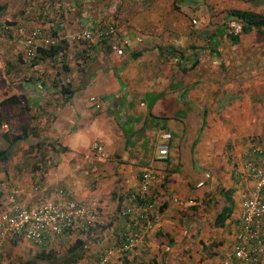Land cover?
I'll use <instances>...</instances> for the list:
<instances>
[{"label": "crops", "instance_id": "0c3cea01", "mask_svg": "<svg viewBox=\"0 0 264 264\" xmlns=\"http://www.w3.org/2000/svg\"><path fill=\"white\" fill-rule=\"evenodd\" d=\"M0 6V24L21 25L25 33L114 29L109 37L68 44L66 69L58 65L61 58L31 65L14 28L0 32V89L9 83L0 100L25 98L0 109L10 135L25 136L13 145L0 136L16 149L14 158L0 162V213L9 210L13 193L24 207L98 204L94 230L52 238L41 249L11 239L0 264H27L42 250L65 255L75 240L82 242V257L72 264H95L105 251L107 264H221L230 258L240 206L253 188L243 166L256 164L264 148V39L252 29L231 42L223 25L229 10L264 13V0H3ZM62 84L71 95L60 93ZM163 133L170 138L159 161ZM83 140L93 158H69L82 155ZM127 147L149 151L132 160L115 154L111 167L107 151ZM145 172L156 179L149 196L158 220L141 247L123 251L119 196L133 193ZM218 193L222 200H214Z\"/></svg>", "mask_w": 264, "mask_h": 264}, {"label": "built area", "instance_id": "2783aa9c", "mask_svg": "<svg viewBox=\"0 0 264 264\" xmlns=\"http://www.w3.org/2000/svg\"><path fill=\"white\" fill-rule=\"evenodd\" d=\"M3 0H0V3ZM3 31H10L8 25L2 23ZM14 32L23 38L27 49L24 53L25 61L29 62L33 57V48L30 43L51 45L61 40L69 44L90 42L109 37L113 34L112 26L102 30L81 29L66 33L57 38H42L38 29L29 33L21 28H14ZM225 35H241V24L231 20L226 23ZM116 55L121 51L115 49ZM94 109L100 105L94 97L87 99ZM6 130L0 126V132ZM170 135L163 133L161 142L156 147V159L165 160L168 152V140ZM91 150L102 156L100 146L93 144ZM258 162L243 166L244 172L253 181V188L240 206L239 229L235 236L236 243L232 248L231 257L224 259L221 264H261L264 258V148L258 150ZM155 176L150 172L142 173L137 189L125 197L121 218L123 227L121 238L123 251H129L141 247L145 241V233L152 221H157L154 204L149 196V188L155 182ZM198 183L197 187H201ZM9 210L0 213V262L3 245L9 237H19L24 241L44 246L52 238L75 233H85L96 221L98 204L94 200L66 201L58 204L52 201H42L32 207H24L15 201V193L7 198ZM143 221L144 227L138 226L137 221ZM107 255V254H106ZM101 257L96 264H106L107 256Z\"/></svg>", "mask_w": 264, "mask_h": 264}, {"label": "trees", "instance_id": "16d2710c", "mask_svg": "<svg viewBox=\"0 0 264 264\" xmlns=\"http://www.w3.org/2000/svg\"><path fill=\"white\" fill-rule=\"evenodd\" d=\"M2 9L3 8L0 6V11ZM231 20L237 21L241 24V34L249 32L252 29H254V30H256L257 34H259V36H261L260 38L264 39V13H258V12H254L251 10H229L227 13V20L225 21V23L223 25V32H224V28L226 26V23L228 21H231ZM2 23L8 25L9 28L15 26V25L11 24V22H8V21L2 22ZM14 28H21L25 31V29L21 25L17 26V27L15 26ZM36 29H38V28H36ZM30 31H32V30H30ZM0 32L9 33L10 31L9 30L3 31L0 28ZM40 33H41V31H40ZM224 35H225V33H224ZM58 36H60V35L56 34L55 32H52L51 34H48V35H43L41 33L42 38H57ZM225 36L231 42H236L240 35L239 36L238 35L237 36L225 35ZM94 41H96V40H94ZM83 43H88V42H83ZM68 44L69 43L66 42L65 40H61L58 43L51 44V45L37 44L36 41H33L32 43H30V47L33 48V57L31 58L29 63L34 66L40 61H45V60L55 61L58 58H61L63 61L61 63L60 62L59 63L57 62V63L59 65V67L62 66L63 68L66 69V61L62 57L66 53ZM57 88H58V85H57ZM59 91L62 95L65 94L68 96L69 93H70V95L72 94V91L70 89H68V86H65L63 84L60 85ZM67 96H65L64 98L67 99ZM24 99L25 98H24L23 94H21V93L16 94V95L13 94V95L6 96L0 100V109H6L7 110V109L15 108L16 106L24 103ZM2 125L6 126L7 131L0 132V136L6 142L11 140L10 145L15 144L17 142V139H21V138L25 137V136H21L19 134L10 135V132H9L10 126H9V124L6 123V120L4 119V115H2L0 113V126H2ZM24 130H25L24 126H21L20 131L22 132V134H23ZM10 145H7L6 149H0V162L1 163L5 162V160H6V154H7V151L10 149ZM36 149L40 150V147L38 146ZM37 166L38 165H35L34 168L37 169ZM119 199H121L120 205H121L122 201L125 202V199L122 196H119ZM124 202H123V204H124ZM123 204L121 206L118 205L120 208L118 206L116 208V211H118V213H119V215L117 217H122L121 211H122L123 206H124ZM121 220H122V224H123L124 221L122 218H121ZM95 222H94V225L85 233H81V232L79 233L78 232V236L81 234H87L91 230H94L95 229ZM121 230H122V228H121ZM121 230L118 232V234L121 233ZM65 236H68V235H65ZM65 236H60L58 238L65 237ZM14 238L21 239L19 237L12 236V237H9L8 241H10L11 239H14ZM117 239L121 241V238L117 237ZM121 243H122V241H121ZM81 246H82V242L80 240H75L72 245H69V247L66 250V254L64 255V257L63 256L61 257V259H62L61 264H72V263H76L79 259H81V257H82ZM42 247L43 246H40L39 248L41 249ZM104 253L97 259L95 264L98 262V260L101 257L106 255V253L105 254ZM54 256H55V253L53 250H48L47 252H44V250H42L39 253H37L36 256L33 257L32 260H29L27 262V264H36V262H38V261L50 263L51 259H53ZM55 263H58V261H56ZM106 264H107V261H106Z\"/></svg>", "mask_w": 264, "mask_h": 264}, {"label": "rangeland", "instance_id": "374dc122", "mask_svg": "<svg viewBox=\"0 0 264 264\" xmlns=\"http://www.w3.org/2000/svg\"><path fill=\"white\" fill-rule=\"evenodd\" d=\"M12 28H14V27H10V29H12ZM71 32H74V31H71ZM71 32H68V33H71ZM64 34H66V33H64ZM60 35H63V34H60ZM71 44H77V43H71ZM2 83L4 84L3 86H5V87L0 89V92L5 91L6 88H8V84H9L8 81H4ZM0 98H2V97L0 96ZM87 138H88V142H90L92 140L91 136H88ZM62 143H69V142L65 141V142H62ZM84 145H85V141L83 140V141L80 142V146L77 148V150L80 152L79 154H82V155H79L78 157L77 156H68V157L69 158H73V159H78L79 162H84L86 158L92 159L93 158L92 154L89 153L87 147H84ZM6 146H7L6 142L2 138H0V148L1 147H6ZM2 149H4V148H2ZM113 151H109V150L107 151V155H109V158H110V161H111L110 162V166L111 167H113L112 161L115 160V157H114L115 154H119V156L121 158H126V159L132 160L133 158H136V155L138 153H140V152H142L145 155L149 151V149H148V147H143V148L127 147L125 151H123V149H120V148L117 149V152H113ZM15 152H16V149H14V148L9 149L7 151V154H6V158L7 159L14 158ZM59 157L62 158L61 155ZM15 162L16 161H14V165H16ZM0 180H5V177H4L3 173H0ZM214 200H222L221 195L218 193V195L214 196ZM62 251H63V249H59L58 251H56L55 256L53 257V259H51L50 263H45V262L41 263V261H38V262H36V264H61V262H62L61 257L62 256L64 257V253ZM56 261H58V263H55ZM16 262H18L19 264H26V263H24L25 262L24 260H22V261L18 260Z\"/></svg>", "mask_w": 264, "mask_h": 264}]
</instances>
